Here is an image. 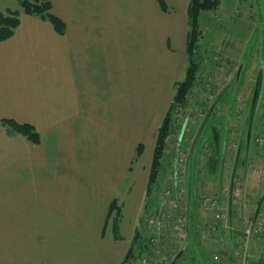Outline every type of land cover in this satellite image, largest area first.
<instances>
[{"label": "crops", "instance_id": "1", "mask_svg": "<svg viewBox=\"0 0 264 264\" xmlns=\"http://www.w3.org/2000/svg\"><path fill=\"white\" fill-rule=\"evenodd\" d=\"M50 1L63 33L18 0H0L1 11L21 10L14 35L0 43V264H121L137 237L146 238L145 213L158 206V198L148 201L149 177L158 129L186 73L191 0H165L167 10L158 0ZM209 115L183 168L193 175L184 243L192 264L221 252L215 240L194 238L213 220L208 211L205 225L199 220L205 210L194 199L204 166L220 172L221 185L235 173L221 145L196 153ZM3 119L33 126L39 142ZM165 183L166 173L154 192ZM228 214L219 235L231 254L235 205Z\"/></svg>", "mask_w": 264, "mask_h": 264}, {"label": "rangeland", "instance_id": "2", "mask_svg": "<svg viewBox=\"0 0 264 264\" xmlns=\"http://www.w3.org/2000/svg\"><path fill=\"white\" fill-rule=\"evenodd\" d=\"M200 30L199 48L200 58L203 63L197 75V83L187 95V104H185L184 107L176 108L175 111L178 112H174L173 115L175 116L173 118L175 130L179 131L183 125L184 116L188 112L195 111L193 113L195 122H192L189 129L190 132L186 134L184 140L185 145L189 147L185 149L187 150L188 159L183 162L181 167L187 164L193 157L191 144L197 134L201 121L204 119L201 111L203 110L205 101L209 99V95H214L217 98L218 108L215 114L209 116L205 132L196 141V153L199 152L203 144V149L205 150L207 149L206 146L210 144V149L212 147L215 148L214 128H216L221 137L220 145L222 148V155H224V150L227 148V143L230 141L227 132L230 130V133H232L236 130L235 122L236 120L238 121L239 116L246 119L249 115V108L253 97L252 80L257 76L256 72L258 68L263 67L264 69V0H221L220 5L215 10L203 13L200 22ZM241 65L240 82H237L236 77ZM262 72L264 76V71ZM208 84L211 85L210 93H208L207 90ZM258 111L259 114L264 111V102L260 105ZM227 122H231L228 131L226 130ZM240 124L241 123H239V125ZM258 136L263 143H260L258 146L259 149L257 150H255L256 146H254L253 143L254 148L250 149V151L254 159L246 172L249 178V184L256 183L247 187L246 198L242 200V204L241 200L237 202L235 218V227L237 230H235V235L246 229L247 225L250 223L249 219L255 216L258 210H260L259 219L264 223V156H261V154H264V150H261L264 146V130H261ZM230 143L235 144V140L231 139ZM185 145L184 147H186ZM228 153L232 168L236 150L232 149ZM207 155L208 154L204 156L205 159L208 157ZM216 163L220 166L218 170L221 169L222 161L220 164H218V162ZM166 170L167 173H169L171 165L164 162L157 181L158 184L164 179ZM203 171V178L201 177V181L203 182L198 185L199 190L195 191L194 197L196 204L199 203V205L202 195L217 196L219 194L218 191L221 190L220 186H222L220 177L218 176L220 172L208 171V168H205V166ZM240 173L243 174L244 171L241 170ZM186 174L187 183H189L193 175H191L190 171ZM229 177L230 175H228V178ZM196 178L198 180V175H196ZM196 184V180L193 179V185L197 186ZM166 185L165 183L164 186L166 187ZM251 187L252 189L255 188L256 191L254 195L249 196ZM161 190H164V188ZM261 201L263 204L260 207ZM222 205L227 209L228 200H222ZM198 208H200V206ZM240 208H243V210H240ZM244 208L248 209H245V211ZM207 213L208 212L205 211L204 214L203 211L204 219L203 216L199 219L203 221L202 223H204V225L207 221V219H205ZM214 215V213L211 214L212 217H214ZM244 221H246V224ZM226 226H229L227 222L224 226L225 233L228 232V227ZM202 227L205 226L202 225ZM211 228H202L203 230L201 232L194 229V238L197 239L203 236V240L207 238L211 239ZM214 234L213 240L222 239V235H219V227L214 231ZM186 235L187 233H185V231L182 232L179 229H175L168 234L166 241L171 245H176L178 249H182L187 238ZM216 243L218 244L217 241H215V244ZM235 244L236 242H234L233 250L231 251L232 258H236ZM219 251H222L221 247ZM212 261H215L214 263L211 262L212 264L218 263L216 258ZM200 264H207V262L201 261ZM244 264H264V226L260 234H256L250 239L248 256Z\"/></svg>", "mask_w": 264, "mask_h": 264}, {"label": "built area", "instance_id": "3", "mask_svg": "<svg viewBox=\"0 0 264 264\" xmlns=\"http://www.w3.org/2000/svg\"><path fill=\"white\" fill-rule=\"evenodd\" d=\"M207 90L208 93H210V84L207 85ZM208 97L209 99L205 101L203 110L201 111L203 117L206 115L208 109L216 98L214 95H209ZM194 112H188L184 116L181 128L185 124L189 127L192 122H195L193 115ZM181 128L179 131H172L165 138L164 150L166 155L170 156L175 152ZM187 158V151H182L181 162L187 161ZM167 179L169 183L166 188L159 193H155V197L159 199L158 206L153 212L149 211L146 213L145 221L143 223V231L146 233V238L142 241V247H139L134 254L126 256L121 264H171L180 252L181 249H178L176 245L168 243L166 241V237L172 230L175 229H179L182 232L185 231V233L188 231L189 193L187 181L185 174L179 172L175 175L172 169L167 174ZM233 193L234 196L237 197L239 196L240 191L235 189ZM201 205L207 211L214 213L217 218L221 217V206L219 199L216 196L206 194L202 195ZM211 227L212 234H210V236L213 238L215 235L214 231H216L218 227V219L214 220ZM262 228L263 223L258 222L255 226L247 229L242 235L237 237L235 249L236 258L234 263L230 257H227V255L220 254L216 257V260H218L217 264H244L245 259L248 256L250 239L256 234H259ZM219 246L222 250H225L224 247L226 248V246L223 239L219 241ZM223 252L225 253L226 251ZM176 264L191 263L185 258H182Z\"/></svg>", "mask_w": 264, "mask_h": 264}, {"label": "trees", "instance_id": "4", "mask_svg": "<svg viewBox=\"0 0 264 264\" xmlns=\"http://www.w3.org/2000/svg\"><path fill=\"white\" fill-rule=\"evenodd\" d=\"M22 11L29 15H34L45 20L51 21L56 30L63 33L65 24L52 13V3L50 0H18ZM162 9L167 10L165 0H158ZM221 3V0H191L188 8V34H187V54L188 64L186 68L185 77L175 85V95L173 102L170 105L162 124L160 125L156 138V147L154 152L153 163L150 171L149 185H148V201H153L154 190L157 186V181L160 175L162 166L165 163L173 161L174 154L168 156L165 154V138L169 135L174 127V112L178 107H184L187 104V95L197 83V75L200 72L201 64L199 48V35H201L200 22L203 13L215 10ZM21 10L8 9L6 11L0 10V43L9 39L14 35L15 29L20 24ZM2 123L18 133L26 136L33 142H39V134L33 126L28 124H20L14 120L3 119ZM152 197V198H151ZM115 206V203L112 206ZM148 206V205H147ZM121 215L117 213L114 216L113 231L116 238H119ZM138 237L136 243L128 251V255L135 253L136 249L142 244ZM142 247V245H141Z\"/></svg>", "mask_w": 264, "mask_h": 264}, {"label": "flooded vegetation", "instance_id": "5", "mask_svg": "<svg viewBox=\"0 0 264 264\" xmlns=\"http://www.w3.org/2000/svg\"><path fill=\"white\" fill-rule=\"evenodd\" d=\"M264 69L263 67H260L257 69V76L255 77L253 81V93H252V101L250 104L249 108V115L246 119H243V117L239 116L238 121L236 120L235 122V144L230 143V141L227 143V148L224 151L228 150H236L235 153V158H234V168L233 172L235 170V173L232 176V180L229 184L227 185H222L221 192L218 194L220 198L227 199L229 202V208L232 205V207L237 205V202L246 198V191L248 187V175H247V170L250 168V165L252 164V160L254 157L251 155L250 149L254 148L256 146L255 150L259 149L258 146L261 142L259 139V134L261 130H264V111L259 114V107L260 105L264 102V76L263 72ZM263 76V78H262ZM240 82V81H239ZM239 89V88H238ZM237 89V90H238ZM258 91L257 99L255 102V105L253 107V100L255 97V93ZM253 107V109H252ZM260 116V117H258ZM243 119V120H240ZM239 123H241L239 125ZM231 126V122H227V127L226 130L228 131ZM227 134L230 136V130L227 132ZM230 143V144H229ZM261 150H264V146L261 148ZM258 154V153H257ZM256 156V155H255ZM261 156H264V154H261ZM222 166L224 167V162H226V157H222ZM222 167V168H223ZM244 171V173H240V171ZM250 172V170H249ZM238 189L240 191L239 196L235 197L234 196V190ZM229 190V191H228ZM228 191V192H227ZM244 204V203H243ZM263 202L261 201L260 207L262 206ZM245 205V204H244ZM243 206V205H242ZM247 210L248 208H244V210ZM240 210H243V208ZM245 210V211H246ZM259 211L256 213L255 216L251 217L249 219V224L247 225L246 229L252 228L259 222ZM246 224V221H244ZM245 229V230H246ZM242 235V232L237 234V236ZM223 241L226 244H228L227 240L225 237H223Z\"/></svg>", "mask_w": 264, "mask_h": 264}, {"label": "water", "instance_id": "6", "mask_svg": "<svg viewBox=\"0 0 264 264\" xmlns=\"http://www.w3.org/2000/svg\"><path fill=\"white\" fill-rule=\"evenodd\" d=\"M241 71H242V65L240 66V68L238 70V73H237V77H236L237 81L240 79ZM257 95H258V91H256V93H255V97H254V100H253V107L255 105V102H256V99H257ZM217 103L218 102H216V104L214 105L213 109L211 110V112L209 114H211L214 111V109L217 106ZM253 107H252V109H253ZM209 116H208V118H209ZM186 127H187V124H185L183 126V128H182V132H181L180 138H179V144H178L177 150H176V155H175V174H178L180 150H181L182 142H183L184 135H185V132H186ZM214 140H215L216 145L218 146L219 136H218V132L216 131V129L214 130ZM183 253H184V250L181 251V253L176 257V259L173 261L172 264H175L178 261V259L183 255Z\"/></svg>", "mask_w": 264, "mask_h": 264}]
</instances>
